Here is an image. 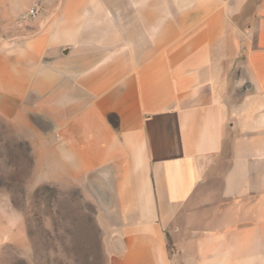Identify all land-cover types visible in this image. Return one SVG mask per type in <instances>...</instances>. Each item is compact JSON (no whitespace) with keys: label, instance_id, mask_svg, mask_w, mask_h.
<instances>
[{"label":"crops","instance_id":"0c3cea01","mask_svg":"<svg viewBox=\"0 0 264 264\" xmlns=\"http://www.w3.org/2000/svg\"><path fill=\"white\" fill-rule=\"evenodd\" d=\"M62 3L15 35L0 93L101 264H199L238 211L264 229V0Z\"/></svg>","mask_w":264,"mask_h":264},{"label":"rangeland","instance_id":"374dc122","mask_svg":"<svg viewBox=\"0 0 264 264\" xmlns=\"http://www.w3.org/2000/svg\"><path fill=\"white\" fill-rule=\"evenodd\" d=\"M62 2L30 0L22 11V6H9L14 15L10 18L8 6L0 5V83L9 79L7 57L15 35L38 30L40 19L51 8L63 6ZM35 5L37 10L32 13ZM9 19L14 20L9 23ZM235 24L245 30L251 22ZM12 107L7 94L0 93V264H101L97 229L80 221L79 190H63L54 182L40 181L31 145L8 117L14 112ZM224 226L200 232L214 240L206 246L207 255L199 264H264V244L251 243L263 242L264 229L253 221L252 214L234 212Z\"/></svg>","mask_w":264,"mask_h":264},{"label":"built area","instance_id":"2783aa9c","mask_svg":"<svg viewBox=\"0 0 264 264\" xmlns=\"http://www.w3.org/2000/svg\"><path fill=\"white\" fill-rule=\"evenodd\" d=\"M36 6H37V5H35V6L31 9V12H32V13H35V11L37 10Z\"/></svg>","mask_w":264,"mask_h":264}]
</instances>
